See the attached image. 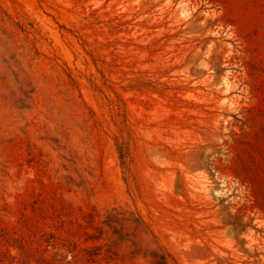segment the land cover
Instances as JSON below:
<instances>
[{"label":"rangeland","instance_id":"obj_1","mask_svg":"<svg viewBox=\"0 0 264 264\" xmlns=\"http://www.w3.org/2000/svg\"><path fill=\"white\" fill-rule=\"evenodd\" d=\"M23 199L31 264H264V0H0V221Z\"/></svg>","mask_w":264,"mask_h":264},{"label":"trees","instance_id":"obj_2","mask_svg":"<svg viewBox=\"0 0 264 264\" xmlns=\"http://www.w3.org/2000/svg\"><path fill=\"white\" fill-rule=\"evenodd\" d=\"M121 160H122V168L124 173L127 172V165L124 158V154L121 153ZM33 159H37V155L33 154L31 156ZM26 206H24V212L21 217V223L19 228H15L9 225H6L4 222L0 221V252L3 251L4 246L11 245L15 249H18L23 254V262L24 264H31L32 261V253L33 248L32 244L28 243L27 235L25 234L28 227H30L35 222L32 220V214L28 213V209L31 208L33 211L37 210H44V207H46V204L44 202L32 204L28 202V199H23ZM46 203V202H45ZM28 213V214H27ZM96 217L94 213H89L87 218L89 220V228L92 229V232L86 231L85 235H87L88 240H96L99 239V237L102 238L103 233L101 230V227L97 225ZM85 229V227H84ZM25 231V232H24ZM43 235H46V233H43ZM16 257L12 256V259Z\"/></svg>","mask_w":264,"mask_h":264},{"label":"bare ground","instance_id":"obj_3","mask_svg":"<svg viewBox=\"0 0 264 264\" xmlns=\"http://www.w3.org/2000/svg\"><path fill=\"white\" fill-rule=\"evenodd\" d=\"M10 97V96H9ZM11 102H13V101H11Z\"/></svg>","mask_w":264,"mask_h":264}]
</instances>
